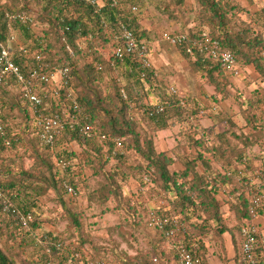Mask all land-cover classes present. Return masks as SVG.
Instances as JSON below:
<instances>
[{
  "label": "trees",
  "instance_id": "obj_1",
  "mask_svg": "<svg viewBox=\"0 0 264 264\" xmlns=\"http://www.w3.org/2000/svg\"><path fill=\"white\" fill-rule=\"evenodd\" d=\"M113 1L103 0L104 6L99 12L86 0H26L24 4L20 1L19 5L10 7L5 4L0 12V42H5L11 34H15L14 31L19 30L25 38L33 40L34 44L24 43L29 53L38 51L42 62L47 63L49 68L62 66L69 69V86L75 92V99L87 121L81 118L78 125L65 128L58 137V145L43 148L45 152L43 156H50L49 158L54 160L71 159L68 152H75L73 145L76 142L81 144L85 151L88 147H93L94 155H89L91 160L88 159V164L102 179L96 189L89 192V205H95L100 210L101 216L105 212L108 213L107 211L117 212L122 224L131 228L132 235L136 229L147 223L148 197L160 194V189L166 194L175 193V199L170 200V204L162 207L160 212L165 218L176 214L179 221L189 226L184 242L190 248H193L194 240L200 242L201 264H207L206 246L201 237L214 230L212 222L216 224L222 221L223 224V220L219 217V200L215 192L229 189L231 203L242 221L239 228L240 236H242V227L249 223L250 201L243 189L251 185V180L257 177L255 173L257 167L254 162L258 159L262 160L263 165L260 168L264 171V146L261 152L254 151L255 147L264 145V94L259 88H253L249 98H246L239 88H234L219 60L208 55L202 46V33L207 31L212 38L217 39L221 44V50L230 51L242 68L253 65L259 79L264 81V36L256 35L254 30V27H264V6L255 11L252 17L253 25L243 22V26L236 29L231 24V16L238 11L229 0H197L201 11L195 17L196 26L190 31L191 39L176 45L181 55L189 61L195 75L203 78L205 83L213 88L214 104L237 98L235 99L238 102L240 115L246 128L249 129L245 133L244 128H238L232 121H229L228 129L223 131L218 129L212 131L215 126L199 129L193 119L199 121L207 117L204 114H208V110H212L213 105L206 107L195 96L182 95L179 90L176 93L172 92L171 86L159 79L154 67H144L142 61L135 56L128 55L124 60L116 57L115 49L121 44V34L125 29L132 30L139 39L146 41V45L152 34L149 29L140 25L133 6L124 7L125 0H116V4H113ZM248 1L254 2V0ZM35 9L41 11L38 16L34 13ZM18 13L33 15L40 26H47V30L40 36L28 24L8 17V14ZM204 22L210 26L204 27ZM106 32L107 37L104 36ZM101 37H105L104 40ZM109 38L113 41L105 42ZM80 41L84 45H81ZM99 41L102 43V48L97 47L96 42ZM53 50L56 52L52 53ZM29 53L13 51V59L25 73L28 72L26 61H34V58H29ZM117 71L124 84L118 80ZM246 78L247 76L243 77ZM250 83L252 82L249 80ZM101 84H104L106 91L100 88ZM1 89L11 93L16 92V97L20 96L27 120L25 130L28 129L32 133L34 122L27 111L28 102L22 96L20 87L9 82L0 85ZM215 94H218L220 99L215 97ZM145 99L154 101L143 103ZM72 103V99L62 93L58 107L52 106L53 112L65 116L67 112L62 106L65 104L70 113H75ZM0 107L4 111L1 118L3 130H0L1 155L4 148L17 144L19 137L12 133L13 130L9 126L10 117L5 107L2 104ZM158 107H162V111L158 112L156 110ZM189 120L192 121L188 123ZM176 124L188 126L187 128L181 126L184 141L183 144L178 143L179 147L186 144L194 149L195 153L183 150L184 152L174 158L167 149H158L156 145L158 134ZM85 126L91 127V136L81 130V127ZM104 135L108 137L106 140L101 138ZM33 136L40 143L39 137L35 134ZM116 137L125 139V150L128 154L134 151L144 164L137 161V164L116 166L108 171L106 166L111 158L122 159L121 161L125 162L128 157V154L116 149L113 140ZM177 159L183 162L184 169L170 168V164ZM42 161L45 171L51 172V182L48 181L46 187L40 186L36 189L31 187L30 182L24 180L26 171L24 172L23 169L16 173L11 167L0 166V173L5 177L3 188L8 191L10 198L22 212H33L35 216L34 221L24 225L4 212L0 201V214L10 218L2 219L0 223V239L5 240L6 248L13 250L14 242H17L18 247L25 248L22 243L27 240H30L34 247L33 252L29 253L30 256L22 264H91L92 258H88L87 253L83 251V246L87 244L91 245L90 254H100L106 260H109L105 258L106 256H114L115 262L121 264H155L153 257L159 259V264H169L171 259H177L174 243L170 245L172 240L166 236V230L171 225L169 222L162 228L155 229L158 232L157 240L151 243V249L154 248L156 252L152 256L139 252L135 255H128L126 251L103 252V248L94 245L89 235L84 236L82 233V212H71L68 207L65 209L78 232L76 234L74 231H69V238L78 235V247L66 249L64 242L55 234H36L37 228L42 227L35 214L39 196L46 193L49 187L66 192L65 182L72 184L78 193V184L81 182L75 165H70L66 169L65 177L54 173L46 158ZM198 161L203 165L202 171L197 169ZM137 172H141L138 179L134 175ZM6 176L9 177L8 180ZM133 179L138 182V188L136 190L130 188L128 193L124 192L125 185L127 184L128 188ZM141 187L146 190L141 191ZM142 196H146L147 200ZM144 200L146 202H143ZM186 202L194 204L189 205ZM111 203L114 205L111 206ZM259 210L262 213L264 206ZM227 228V226L222 227L221 232ZM79 247L82 249L80 250ZM5 250L7 249L0 246V264H17L16 259ZM255 257V264H264L262 248L257 249ZM236 264L249 263L243 258L238 260L236 257Z\"/></svg>",
  "mask_w": 264,
  "mask_h": 264
},
{
  "label": "rangeland",
  "instance_id": "obj_2",
  "mask_svg": "<svg viewBox=\"0 0 264 264\" xmlns=\"http://www.w3.org/2000/svg\"><path fill=\"white\" fill-rule=\"evenodd\" d=\"M21 1V4H24L26 0H0V12L1 9H3V5L7 4L9 7L12 5H19ZM232 4H234L237 7L236 14L234 16H231V24L234 28L238 29L241 26H243V22H249L253 25L252 17L254 16L255 11H257L259 8L264 6V0H254L253 3H250L248 0H229ZM4 3V4H3ZM125 4L123 6L129 8L131 6H136V10H133L135 15L138 17V20L140 21V25L142 27H146L148 31H151L152 38L157 37L159 35L163 36L164 33H185L187 31L194 30V27L196 26V15L201 11V6L197 0H130V1H124ZM36 8V6H35ZM34 13L38 16L39 13H41L40 9H35ZM41 23V21H39ZM205 26H210L207 22H204ZM40 27V26H39ZM38 33L40 36L44 34V32L47 30V26L43 25L40 28ZM106 28V27H105ZM255 33L262 34L264 36V27H254ZM110 32V30L108 31ZM15 33V44H34L32 39L25 38L21 31L16 30ZM108 33H105V37H107ZM111 38H113V35L110 34ZM105 37H101V39L104 40ZM94 39V38H93ZM146 39V38H144ZM149 39V38H148ZM147 40V39H146ZM86 41V40H85ZM84 41V43H86ZM112 42V39L105 40V42ZM81 45H84L81 41L79 42ZM98 48H102V43L96 42ZM46 45V44H45ZM108 50V48H107ZM52 53L56 52L55 50L51 51ZM58 52V51H57ZM251 72V71H248ZM247 72V73H248ZM163 74L164 71H162ZM246 72L243 71L240 74V77H237L238 79L234 80L233 86L234 88H239L243 93L244 97L249 98V95L251 94V90L253 88H261L259 85V81H257V75L254 73L253 76H248L246 79H243L241 77L242 74H245ZM118 74V75H117ZM251 75V73L249 74ZM116 76L119 78L120 82L124 84V81L122 80L121 76L119 75V71L116 72ZM168 76V75H167ZM233 78V77H232ZM236 78V77H234ZM249 80L247 81V79ZM256 79V80H255ZM247 81V82H246ZM242 84V86H240ZM239 85V86H237ZM242 87V88H241ZM100 88H102L103 91L105 90L104 84L100 85ZM262 89V88H261ZM81 90V88H79ZM10 92V91H9ZM8 91H2L0 90V105L2 104L5 107L6 112L8 113L10 117V128L13 130L12 133L18 135L19 140L17 141V144L12 146H7L4 148L3 153L0 155V166L1 167H11L16 173L20 170H24L25 178L24 180L31 183V187L39 188L40 186H47L48 181L51 182V172L48 173L45 171L43 161L46 158V162L49 163L50 167H52V171L54 173H57L62 176L66 177V172L59 171L58 167H56L55 160L50 159V156H43L45 153L43 148L40 146L41 144L34 139L33 132L31 133L28 129L25 130V125L27 124V120L25 117V109L23 107V101L18 95L16 97V92L11 93L9 95ZM261 93L264 94V90L261 91ZM199 95V93H198ZM215 97H220L218 94H215ZM192 96V95H191ZM196 96L201 103H204L205 106L212 107L215 106V109L208 110L207 117H203L199 121L193 119L196 124H198L199 129L207 128L209 126L216 127L213 128L212 131L217 129L219 131H223L228 129L229 127V121H232L236 124L238 128H244V132H248V128H246L244 124V120L242 116L240 115V110L238 107L237 98L232 99L231 101H219L216 102V104L213 101L212 95L206 96L205 98H200L197 95ZM220 99V98H219ZM154 101L145 99L143 100V103ZM84 107V105H83ZM16 108V109H14ZM14 109L13 111H10ZM85 109V107H84ZM192 120L187 121L190 123ZM186 123L187 125H189ZM183 128H187L188 126L181 125ZM180 125L176 124L173 125L169 130H165L164 132H160L158 134L156 145L158 149H167L169 154H171L172 157L176 158L177 154H181L185 150L186 152L189 151L191 153H195L194 149L189 148V146L180 145L179 142L182 143L183 137H182V127ZM29 131V132H27ZM212 134L211 132L209 133ZM198 137V136H197ZM32 140V141H31ZM178 144V146H176ZM183 144V143H182ZM264 145L258 146L254 148V151L261 152V149H263ZM179 147V148H177ZM182 147V148H181ZM181 148V149H180ZM175 149V150H174ZM73 150L75 152L71 153L68 152L69 156L75 158V167L76 171L78 173V176L81 178V182L78 184V193L75 197H72L68 195L64 190L60 192L59 189H56L54 187H49L47 192L40 195L37 200V210L35 214L37 215V220H39L42 224L41 228H37L36 234H43V233H50L55 234L58 238H60L64 245L69 248L78 247V235L74 238H69V231L78 234V232L75 229V226L71 222V218L67 212L66 207L71 209V212H82L81 221H82V233L84 236L89 235L90 239L93 241L94 245L100 246L103 248V252H112L115 251L116 253L125 252L128 255H135L136 252L143 253L145 255L152 256L156 251L151 249V243H155L157 231L149 228L147 226V223L143 224V226L140 227V229H136L134 231V235H132V230L125 224H122V220L119 218V214L117 212H105L103 216L100 213V210L97 209L95 205L90 204L88 202V195L89 192L93 189H96L99 181L102 179V177L98 174H95L93 167L89 166V160H91L90 154L92 156L94 155V149L93 147H88L86 151L82 148V145L77 143H74ZM173 150V151H172ZM44 152V153H43ZM130 153V152H129ZM125 154H128V152L125 150ZM134 151H132V154H128L125 162L121 161L122 159L118 158H111L109 162L107 163L106 169L110 171L113 167L116 166H122L125 167L127 164H137L138 162L143 163L141 157ZM89 159V160H88ZM138 161V162H137ZM255 161V160H254ZM93 163V162H92ZM262 160L258 159L256 162H254L255 166L260 168L262 164ZM144 164V163H143ZM196 166V165H195ZM171 169H184L183 162L179 159L175 160L173 163L170 164ZM197 169L203 170V165L200 161H198ZM217 169V168H215ZM218 170V169H217ZM141 172L135 173L136 179H138V176H141ZM48 178V179H47ZM9 177L6 176V180H8ZM22 179V177L20 178ZM23 182V181H22ZM131 183L128 185V188L124 187V192L128 193V189L132 188L136 190L137 187V181L131 180ZM155 183V182H154ZM156 186V183H155ZM229 190V189H228ZM228 190L224 189L220 192H215L216 198L219 200V214L221 217V220L225 218L224 214L227 212L223 210L226 205H229L231 203V196L228 194ZM59 191V192H58ZM155 193V192H154ZM239 193V192H238ZM150 196V195H149ZM152 196V195H151ZM154 196V195H153ZM147 200L146 196H142ZM141 197V201L143 200ZM176 194L175 193H164L162 189H160V194L155 195L154 197L149 198L148 202L144 200L143 202L149 203L150 205H156L158 203V200L163 199L165 201L166 206L170 204V200L175 199ZM139 198V197H138ZM190 201V200H188ZM189 205H193L194 203L186 202ZM114 204L111 203V206ZM232 206H229L231 208ZM235 211L237 213L236 208H233L232 211ZM11 217V216H10ZM218 217V218H219ZM9 217L6 215L0 214V223H2V219L6 220ZM12 218V217H11ZM217 218V217H216ZM10 219V218H9ZM13 219V218H12ZM212 225L214 226V230L210 233L211 240L217 241L218 245H222V241H224V238L222 236L221 230L222 227H224V223L221 222H212ZM17 238L21 239L19 236ZM241 239V238H240ZM30 240H27V242H23V247H18L17 242H14L13 250H9L6 248L5 240L0 239V246L4 249H7V251L11 257H14L16 259L17 264H22L24 261L27 260L29 253L33 252V245L29 242ZM13 243V241H11ZM90 244L84 245L83 251L87 253L88 258H92L90 260L91 264H95V261L97 259H102V256L100 254L94 253L93 255L90 254ZM216 246V245H215ZM81 250L82 247H79ZM239 251V250H238ZM237 253L238 260L242 259V255ZM105 258H109V261H115L116 259L114 256H106ZM157 258V257H156ZM153 257V260L155 264H159V259L157 260ZM71 264V263H69ZM169 264H179L174 258L169 261Z\"/></svg>",
  "mask_w": 264,
  "mask_h": 264
},
{
  "label": "built area",
  "instance_id": "obj_3",
  "mask_svg": "<svg viewBox=\"0 0 264 264\" xmlns=\"http://www.w3.org/2000/svg\"><path fill=\"white\" fill-rule=\"evenodd\" d=\"M90 3L97 12L104 6L103 0H86ZM117 1L114 0L113 4ZM136 6L133 9L136 10ZM8 17L17 19L23 24H28L37 33L40 24L35 17L28 13L8 14ZM41 27V26H40ZM39 27V28H40ZM39 34V33H38ZM170 45L176 46L178 43L185 42L191 39L190 32L185 33H164L162 36ZM15 34H11L5 42H0V85L13 82L20 87L22 96L27 100V111L34 122L33 135H37L40 140V146L55 147L58 137L67 127H73L80 123L79 119L87 121V117L83 115L82 108L76 101L75 92L70 88V72L67 67L58 66L49 68L47 63L42 62L41 54L38 51L29 53L25 44H15ZM202 46H204L208 55L219 60L225 74L229 77H238L243 68L239 65L234 55L228 50H221L220 42L212 38L207 31L202 33ZM13 51L21 53H29V58H34L33 62L26 61L28 72L25 73L22 68L13 59ZM128 55L137 57L144 67H153L151 53L146 41L139 39L130 29H125L121 34V44L115 49V56L124 60ZM171 91L176 93L178 89L175 86L170 87ZM72 99V104L75 113H70L66 105L62 104L67 114L62 116L60 113H54L53 107H58L61 94ZM162 107L156 110L162 111ZM51 110V111H48ZM152 113V112H151ZM3 109L0 107V130H3L1 122ZM86 134L91 136L90 126L81 127ZM106 140L107 136H101ZM114 140L116 149L125 152V142L123 138L116 137ZM74 151V150H73ZM56 167L59 171L64 172L70 165H76L75 158L71 159H55ZM257 177L251 180V185L245 186L244 193L248 197L250 203L248 206L249 223L242 227V258L249 264L256 263V251L262 248L264 252V232L263 227L258 222L261 217L260 208L264 206V171L258 168L255 172ZM231 174V171H229ZM251 175V172L249 173ZM4 175L0 173V201L3 211L10 214L16 221L24 225H28L34 221L33 212H22L16 203L10 198L7 190L3 188ZM66 193L72 197L77 195V189L70 183L65 182ZM141 191L146 188L141 187ZM163 199L158 200L156 205H150L148 211L147 226L153 230L162 228L167 222L171 225L166 230V236L171 238V243H174L176 248L177 259L179 264H201L202 259L199 255L201 244L194 240L193 248L184 242L186 240V232L189 226L186 223L179 221L176 214H171L169 218H165L160 209L165 207ZM95 264H121L120 262L109 261L106 259H97Z\"/></svg>",
  "mask_w": 264,
  "mask_h": 264
},
{
  "label": "crops",
  "instance_id": "obj_4",
  "mask_svg": "<svg viewBox=\"0 0 264 264\" xmlns=\"http://www.w3.org/2000/svg\"><path fill=\"white\" fill-rule=\"evenodd\" d=\"M152 37L148 39V47L150 49L153 67L156 69V73H158L160 80L168 86H175L182 95H197L200 98H205L206 96L214 94L213 88L207 85L203 78H199L195 75L190 67L189 61L181 55L176 46L170 45L161 35H159L158 38ZM162 71H164L165 74H163ZM243 71L246 73L242 74L241 77L253 76L255 73L257 75V81H259V85L262 88H260V92L264 90V81L259 79V75L253 65L244 67L242 72ZM250 73L251 75H249ZM229 78L232 83H234L235 79H238L237 77ZM240 86H242V84ZM212 108L215 109V106ZM229 206L232 207L229 208ZM233 208H235L233 204L229 203V205H226L223 209L224 211L225 209L227 210L224 214L225 218L223 219V223L228 228L222 233L224 241H222L221 246L217 244V241L211 240L210 234H205L201 237L203 244L206 246L205 257L207 264H236L237 253L240 252L239 254H241L242 236L239 234V228L242 221L240 220L241 217H238L234 210L232 211ZM258 222L263 227L264 232V210Z\"/></svg>",
  "mask_w": 264,
  "mask_h": 264
}]
</instances>
